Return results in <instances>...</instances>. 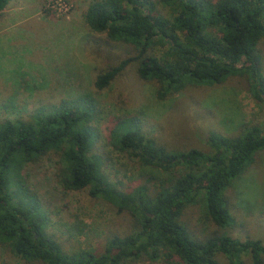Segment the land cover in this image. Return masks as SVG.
Returning a JSON list of instances; mask_svg holds the SVG:
<instances>
[{
    "label": "trees",
    "instance_id": "16d2710c",
    "mask_svg": "<svg viewBox=\"0 0 264 264\" xmlns=\"http://www.w3.org/2000/svg\"><path fill=\"white\" fill-rule=\"evenodd\" d=\"M12 0H0V15ZM160 9H165L163 15ZM84 22L110 42L130 45L134 54L96 76L97 92L108 88L134 63L137 76L155 83L164 98L187 86L213 87L244 78L264 105L262 56L264 0H95ZM166 47V48H165ZM160 48L165 51L158 55ZM98 105L89 95L62 98L39 106L27 120L0 122V245L17 259L39 264H126L175 256L178 264H264V244L227 234L204 240L191 237L180 222L187 206L201 201L219 229L234 223L226 190L264 153V127L244 124L234 136L209 132L206 150L168 149L147 136L137 117H117L108 144L139 165L163 173L152 188L128 190L111 182L96 151ZM50 154L60 157L56 178L65 191L87 190L96 201L126 213L133 226L108 238L101 252H67L47 231L50 217L23 176L29 165Z\"/></svg>",
    "mask_w": 264,
    "mask_h": 264
},
{
    "label": "rangeland",
    "instance_id": "374dc122",
    "mask_svg": "<svg viewBox=\"0 0 264 264\" xmlns=\"http://www.w3.org/2000/svg\"><path fill=\"white\" fill-rule=\"evenodd\" d=\"M93 1L9 3L6 8L13 13L0 23L6 28L0 39V122L27 120L35 108L57 104L62 98L91 96L100 112L94 124L100 134L96 151L103 157V170L109 180L125 190L140 185L152 188L167 174L141 166L126 153L109 146V130L117 117H137L147 136L173 150H206L205 138L211 131L234 136L244 124L264 127V105L252 96L244 78L233 77L213 87L187 86L159 99L156 84L141 80L136 65L130 63L108 88L97 92L96 76L132 56L134 51L130 45L110 42L105 35L88 29L84 13ZM63 2L66 11L59 9L58 3ZM160 12L167 15L165 9ZM165 48L156 53L160 55ZM257 49L262 56L264 75V37ZM59 168V155L50 154L38 164L27 166L23 176L50 217L47 231L65 251L101 252L108 238L131 231L133 223L128 214H117L111 206L91 198L87 190H63L56 178ZM151 176L158 181L147 182ZM225 197L234 223L219 229L199 201L187 206L180 217L191 237L204 240L227 234L239 240L257 239L264 244V153L232 183ZM216 259L227 264L222 254H217ZM243 259V264H251L246 257ZM178 262L175 256H162L126 264ZM0 264L39 263L20 261L0 245Z\"/></svg>",
    "mask_w": 264,
    "mask_h": 264
},
{
    "label": "crops",
    "instance_id": "0c3cea01",
    "mask_svg": "<svg viewBox=\"0 0 264 264\" xmlns=\"http://www.w3.org/2000/svg\"><path fill=\"white\" fill-rule=\"evenodd\" d=\"M12 13H13V12H12V9L5 8V9L2 11V14L0 15V23H4V22H3L4 19L7 20V19L11 16ZM5 24L8 26V25H9L8 21L5 22ZM11 28H12V26H11ZM5 30H6V28H3L2 26H0V39H2L1 36H2V34L5 32ZM2 41H3V40H2Z\"/></svg>",
    "mask_w": 264,
    "mask_h": 264
},
{
    "label": "built area",
    "instance_id": "2783aa9c",
    "mask_svg": "<svg viewBox=\"0 0 264 264\" xmlns=\"http://www.w3.org/2000/svg\"><path fill=\"white\" fill-rule=\"evenodd\" d=\"M58 6H59V9L63 8V9H65V11H66V7H65L64 2H63L62 4L58 3ZM51 7L53 8L54 6L52 5ZM59 9H58V10H59Z\"/></svg>",
    "mask_w": 264,
    "mask_h": 264
}]
</instances>
